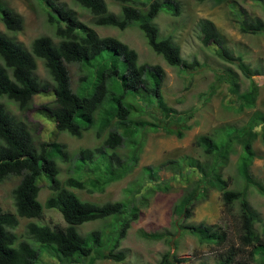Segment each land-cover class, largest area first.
<instances>
[{
  "label": "trees",
  "instance_id": "trees-1",
  "mask_svg": "<svg viewBox=\"0 0 264 264\" xmlns=\"http://www.w3.org/2000/svg\"><path fill=\"white\" fill-rule=\"evenodd\" d=\"M43 11L53 37L39 36L29 48L10 35L0 32V99L12 102L23 115L39 94H53V101L44 104L45 116L51 120L58 134L80 139L85 132L93 131L97 139L105 136L101 145L81 148L70 154L65 144L57 141H41L35 146L34 137L27 122L6 109L0 102V182L19 177L12 190L16 215L0 209V264H37L43 252L54 257L59 264H94L105 259L122 262L125 254L116 250L126 238L131 224L140 213V205L146 204L155 191H167L173 179L183 180L185 188L174 203L172 213L178 221L186 223L198 201L204 199L210 189L221 193L222 206L232 213L239 207L240 225L235 242L229 243L224 230L205 223H187L182 226L187 234L200 243L221 247L215 264H264V220L249 202V188L264 197V184L251 173L257 158L253 144L257 138L264 142V114L255 112L239 127L217 128L209 134L199 135L195 147L200 149L203 160L181 157L168 160L160 166L143 169V179L128 189L127 201L97 204L81 200L71 189L89 194L103 193L113 182L125 178L138 164L145 147L146 134L160 130L178 139L185 137L193 125L187 120L192 113H179L165 102L162 87L165 72L159 65L140 63L138 54L126 43L114 37H101L79 18L75 11L57 0H33ZM82 11L91 15L96 27L117 28L122 31L135 26L145 38L147 46L161 56L170 67L183 75L193 73L202 65L196 59L188 62L181 57L180 48L171 37L159 38L154 20L159 13L179 16L177 0H115L120 5L118 14L108 10L105 0H71ZM204 2L207 0H198ZM214 1L221 4L225 0ZM264 11V0H250ZM0 0V22L8 34L23 30L21 15ZM139 4V5H138ZM238 29L243 34L264 35V19L235 14ZM199 35L204 46L214 45L216 56L227 64H236L249 87L240 91L238 74L227 68L219 75L217 83L201 96L209 100L222 84L228 85V94L235 97L236 112L253 109L259 96V88L252 76H261L264 87V67L250 68L229 50L214 24L202 19L198 22ZM37 60H41L52 85L42 82L36 75ZM78 65L81 75L73 88L69 67ZM191 85V79L187 81ZM182 119L183 124L172 128L170 122ZM126 146L124 155L119 148ZM239 148L237 152L236 148ZM237 154L235 171L238 179L223 178L222 169L230 155ZM59 164H70L75 176L64 181ZM172 172L169 180L158 178L161 170ZM85 172L90 175L83 179ZM44 178L52 194L44 204L38 200L40 179ZM233 183L239 187L234 189ZM44 209L57 210L66 226L51 228L29 223L26 232L38 247L19 242L13 230L18 217L42 219ZM91 221H103L108 226L118 223L103 240L104 228L85 235L77 228ZM261 225L257 229L256 225ZM175 230L177 228H174ZM115 234L114 238H111ZM151 240H161L162 234L142 233ZM112 243L111 247L107 245ZM227 244L226 246H224ZM186 261L162 254L157 264H181Z\"/></svg>",
  "mask_w": 264,
  "mask_h": 264
},
{
  "label": "rangeland",
  "instance_id": "rangeland-1",
  "mask_svg": "<svg viewBox=\"0 0 264 264\" xmlns=\"http://www.w3.org/2000/svg\"><path fill=\"white\" fill-rule=\"evenodd\" d=\"M61 4L71 8L77 14L79 21L92 27L101 37H114L126 43L138 54L140 63L159 65L165 72L164 85L162 87L163 96L168 106L177 110L179 113H192V117L187 120L188 125H193L190 131L185 133V137L178 139L174 135H168L160 130L157 133L146 134L145 147L140 155L138 164L122 180L111 183L103 193L89 194L86 191L71 189L81 200L103 204L106 202L127 201L129 200L128 189L136 187L143 179V169L148 166H160L168 160L181 159L184 156L202 159L200 149L195 147L194 141L199 135L209 134L217 128L239 127L245 124L253 113L264 114V87L261 76H252V80L259 88V96L253 109H247L242 112H236L233 108L235 97L228 94V85L222 84L216 93L209 100H205L204 93H208L211 85L217 83L219 75L227 68L232 69L239 78V88L243 91L249 87L251 79H246L236 64H227L219 59L214 50V45L204 46L199 35L198 22L202 19L211 21L225 41L226 47L231 50L235 56L242 57V61L249 67H264V35L243 34L238 29L236 15L241 13L243 16L259 17L264 19V11L258 5L250 0H225L221 4H214V1L199 2L198 0H177L180 4L179 16H171L168 13H159L154 20L158 27L159 38L171 37L175 44L180 48L181 57L191 62L196 59L202 66L197 68L189 75H183L177 68L168 66L164 60L155 55L147 46L142 33L135 26H129L125 30H118L110 27H96L92 24L91 15L82 11L74 5L71 0H57ZM108 10L118 14L120 5L115 0H105ZM14 12L21 15L24 21L23 30L16 34H8L3 24L0 22V32L10 35L17 42L29 48L33 39L39 36L53 37V31L47 26L43 11L33 0H6L5 2ZM139 5V4H138ZM36 75L45 83L52 85L46 70L37 60ZM69 74L74 88L81 75L78 65H71ZM191 79V85L187 86ZM53 101V94H39L33 97V102L28 111L23 115L12 102L6 99H0L6 109L13 114L18 115L27 122L30 131L34 137V144L41 141H57L66 145L70 154L75 155L81 148H94L102 144L105 136L97 139L95 132L89 131L83 133L80 139L70 137L66 134H58L46 117L42 109L44 104H50ZM172 128L176 129L183 124L182 119H175L170 122ZM257 158L251 166L253 178L264 184V142L262 138H257L253 144ZM237 152L239 148H236ZM127 152L126 146L119 148L118 153L124 155ZM237 154L230 155L228 164L222 169L223 178L236 175L235 164ZM59 179L64 181L72 175L70 164H59ZM90 174L85 172L83 179ZM172 176L167 167L161 170L158 178L169 180ZM234 179H238L235 176ZM41 189L38 194V200L44 204L46 199L52 194L44 178L40 179ZM19 182V177H10L0 182V209L16 215V210L12 199V190ZM167 191H155L146 200V204L140 205L138 219L131 224L126 238L121 242L116 250L125 254L122 262L112 260L95 259L94 264H157L162 254L169 252L170 255H176L177 258L185 259L181 264H215L217 252L221 247L200 243L196 237L187 234L182 230V226L187 223H205L214 226L216 229L224 230L229 243L235 242L237 228L240 225L239 207L235 206L232 213H228L222 206L221 193L216 189H210L207 196L198 201L193 208L192 217L186 222L178 221L172 213L174 203L181 197L185 184L183 180H175L169 184ZM234 189H239L233 183ZM249 202L264 220V197L260 196L254 189L249 188ZM29 223L46 225L51 228L55 226H66L61 214L54 209H44L42 219H27L18 217V225L13 233L18 237L19 242L26 241L35 247L27 235L26 227ZM103 221H91L82 224L77 228L82 235L92 230L104 228L103 240L107 239V233L113 228L116 231L118 223L111 226H104ZM261 229V225H256ZM174 228H177L176 230ZM142 233L162 234L161 240H151L142 236ZM115 234L111 238H114ZM225 244L224 246H226ZM109 248L112 243H108ZM37 264H59L51 255L43 252ZM86 264V263H85Z\"/></svg>",
  "mask_w": 264,
  "mask_h": 264
},
{
  "label": "clouds",
  "instance_id": "clouds-1",
  "mask_svg": "<svg viewBox=\"0 0 264 264\" xmlns=\"http://www.w3.org/2000/svg\"><path fill=\"white\" fill-rule=\"evenodd\" d=\"M107 4V3H106ZM150 49V48H149ZM151 50V49H150ZM152 51V50H151ZM153 52V51H152ZM154 53V52H153ZM155 54V53H154ZM156 55V54H155ZM158 56V55H157ZM159 57H161V56H159ZM162 58V57H161ZM163 59V58H162ZM164 60V59H163ZM165 62V61H164ZM166 63V62H165ZM161 67V66H160ZM162 68V67H161ZM18 219V218H17Z\"/></svg>",
  "mask_w": 264,
  "mask_h": 264
}]
</instances>
